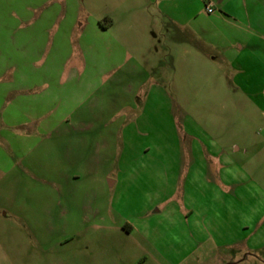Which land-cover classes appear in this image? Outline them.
I'll return each instance as SVG.
<instances>
[{
	"label": "rangeland",
	"instance_id": "1",
	"mask_svg": "<svg viewBox=\"0 0 264 264\" xmlns=\"http://www.w3.org/2000/svg\"><path fill=\"white\" fill-rule=\"evenodd\" d=\"M109 20L99 37L82 31ZM111 39L145 71H113ZM98 135L111 147L96 165L81 144ZM210 147L243 172L228 189L187 175ZM105 173L137 179L117 203L134 225L173 192L165 207L185 194L195 212L211 192L236 193L260 259L245 264H264V0H0V264H130L138 235L82 211ZM195 234L207 244L194 256L222 255L214 231Z\"/></svg>",
	"mask_w": 264,
	"mask_h": 264
},
{
	"label": "crops",
	"instance_id": "2",
	"mask_svg": "<svg viewBox=\"0 0 264 264\" xmlns=\"http://www.w3.org/2000/svg\"><path fill=\"white\" fill-rule=\"evenodd\" d=\"M224 15L226 17L227 14ZM68 22V20L65 21L66 28L61 29L60 33L66 34L67 31L71 33L73 25ZM112 26L113 22L109 20L103 25L90 24L86 28L83 26L82 31L86 29L84 32L86 33L88 30H92L95 33L93 35L99 37L101 36V32L108 31ZM82 31L81 38L83 41L85 35ZM156 37V34H153V38ZM95 47H97V43H95ZM107 48L109 61L113 64V71H120L123 63L127 61H134V69L137 71H145V67H141V62L134 56H131V54H128L117 39H111ZM246 49L247 51L251 50L249 42ZM239 51L240 55L245 51L241 44L239 45ZM80 53L88 54L87 48L85 50V46H81ZM120 56H123V62H121L122 60L120 61ZM174 58L172 63L175 61ZM141 77L138 79L139 82L142 80ZM47 84L49 83L46 82L44 85L46 86ZM82 84L94 86V81H85ZM138 85L141 84L139 83ZM139 92L141 91L139 90ZM105 140L107 143L102 142L99 135L92 139V142H85L83 138L81 149L88 153H96V165L100 164L98 152L111 147L109 145L110 141L108 139ZM206 152H208L207 155L201 153L199 161L202 164L201 170L194 158L193 162L187 163L189 167L187 175H193L191 176L192 181L194 180L195 182L197 178H200L202 183L211 185L216 190L222 188L228 189L230 186L235 185L238 178L243 175V172L228 157L226 151L220 148L212 150L210 147L209 151ZM91 156L94 158V155L91 154ZM86 164L93 167L91 163ZM59 180L60 183L65 184L67 182V178L60 177ZM136 180L125 176L122 179L110 178L108 173H105L101 177L98 176L97 185L91 190L90 194L85 195L82 205V211H89L92 215L93 226L97 228H100V226L104 228L111 227L127 236L138 235V243H136L133 249L130 264H245L252 260L260 262V259L254 253L256 250L254 244L252 243L250 246V243H243V240L250 236L253 231H249L244 236L245 229H249V221H246L247 223L244 222L242 211L238 213V199H241L236 193L229 195L222 192L223 190L220 193L218 191L211 192L203 198L205 203L201 202L202 199L199 200L201 209L195 212L186 202L187 200L191 201L192 197L190 198V196H186L185 194L181 195V198L180 196L176 198L178 208H173V206L170 208L165 207V203L169 199L175 198V192H173L168 198L159 199L151 207L139 212L137 214V222L139 221V224L134 225L126 217L120 216L117 213V203H121L122 200H125L130 195L128 190L132 183H136ZM121 183L124 187L117 193V187ZM59 198L60 196L47 199L46 209L49 211L57 209L56 206L58 200H60ZM155 207L156 210H153ZM116 214L119 216L118 223ZM198 227L203 232L208 228L215 232L218 240H215L213 246L224 248L225 250L222 255L212 257L209 250L208 256H194L197 249L205 248L207 244L206 239H202L200 236L198 238L195 234ZM97 261L95 262L99 263L100 260ZM102 261L103 264L110 263L109 259Z\"/></svg>",
	"mask_w": 264,
	"mask_h": 264
},
{
	"label": "built area",
	"instance_id": "3",
	"mask_svg": "<svg viewBox=\"0 0 264 264\" xmlns=\"http://www.w3.org/2000/svg\"><path fill=\"white\" fill-rule=\"evenodd\" d=\"M210 7H211L210 4L207 5V6H206L207 10H210Z\"/></svg>",
	"mask_w": 264,
	"mask_h": 264
}]
</instances>
